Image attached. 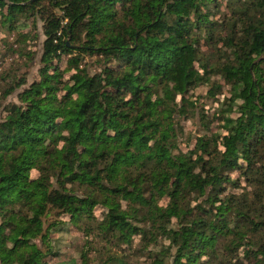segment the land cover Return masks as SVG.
Masks as SVG:
<instances>
[{
  "label": "trees",
  "instance_id": "obj_1",
  "mask_svg": "<svg viewBox=\"0 0 264 264\" xmlns=\"http://www.w3.org/2000/svg\"><path fill=\"white\" fill-rule=\"evenodd\" d=\"M36 10L39 78L0 120V264H48L64 232L87 250L55 264H90L93 249L99 264H210L226 243L230 264H264V0H0V23ZM214 76L237 116L183 152L186 96L218 90ZM241 179L249 191L226 193Z\"/></svg>",
  "mask_w": 264,
  "mask_h": 264
},
{
  "label": "rangeland",
  "instance_id": "obj_2",
  "mask_svg": "<svg viewBox=\"0 0 264 264\" xmlns=\"http://www.w3.org/2000/svg\"><path fill=\"white\" fill-rule=\"evenodd\" d=\"M38 6L46 10V12L60 14L57 9L53 10L49 3L41 2ZM220 10L222 13L226 12L224 3H221ZM17 19L18 16H16L14 21L16 23L15 28L11 30L6 29L5 25L0 23V120L5 115V110L9 105L18 103V95L39 78V72L42 68L41 60L45 36L43 32L44 22L40 17V13H37L36 10L35 16L28 19L19 18L18 21L20 23L27 24L25 27L17 23ZM202 50L208 53L207 56L215 53L213 49L208 48L206 45L202 47ZM67 59L68 56L63 55L59 59L54 60V64L62 72L61 79H59L62 82L66 81L71 74V72L64 71ZM81 67H85L91 74L94 73L97 68L96 58L85 56L82 59ZM51 79L54 82L58 81L57 77L51 76ZM21 80L24 81V84L16 86ZM211 80L217 86H220L218 90H213L211 84L204 83L191 90L186 96L192 106L186 107L189 111L187 119L181 118L179 121L182 134L178 146L183 152L194 148L197 137L211 138V136L223 135L225 131L222 128V117L235 118L237 116L226 102L229 98V87L225 85L220 76L211 77ZM11 84H14L15 90L8 95H4L5 89ZM178 101L179 98H177ZM202 113L204 114L203 116ZM32 176H36V173L32 172ZM231 177L236 178L237 173L234 172ZM239 186L240 188L228 187L226 193L241 194L245 190H250L243 179L239 181ZM95 213L97 217H100L102 210L97 209ZM62 219L64 221L67 220L65 217ZM54 239L57 240L55 243L56 248L54 249L57 255L55 258L48 257V264L65 263L68 259H75L80 251L82 253L87 250L86 240L79 232L73 234L64 232L61 235H54ZM245 242L250 245V243H247L248 239H245ZM93 245L98 250L103 243L95 241ZM230 248L228 243L221 244L218 254L221 259H211L210 264H230V262H233L231 259L236 254ZM148 250L154 251L157 248H149ZM94 251L95 249L89 254L90 264H99L101 261L106 260V255H103L104 257L99 260ZM150 253H142L139 257H133L129 260L127 258L126 260L128 262L131 261L132 264H148L147 257ZM239 255L243 256L241 251H239Z\"/></svg>",
  "mask_w": 264,
  "mask_h": 264
},
{
  "label": "water",
  "instance_id": "obj_3",
  "mask_svg": "<svg viewBox=\"0 0 264 264\" xmlns=\"http://www.w3.org/2000/svg\"><path fill=\"white\" fill-rule=\"evenodd\" d=\"M67 45H68V43H67Z\"/></svg>",
  "mask_w": 264,
  "mask_h": 264
}]
</instances>
